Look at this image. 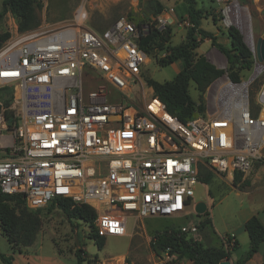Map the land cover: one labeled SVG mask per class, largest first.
Here are the masks:
<instances>
[{
    "label": "built area",
    "instance_id": "2783aa9c",
    "mask_svg": "<svg viewBox=\"0 0 264 264\" xmlns=\"http://www.w3.org/2000/svg\"><path fill=\"white\" fill-rule=\"evenodd\" d=\"M221 4L222 24L244 33L250 74L234 80L225 65L207 88L205 110L186 122L154 94L140 103L123 98L126 79L143 89L148 54L138 42L146 25L122 15L97 30L80 5L67 25L11 35L0 47V191L22 195L30 209L60 198L88 205L106 238L124 236L129 216L181 215L203 169L248 176L264 162V59L248 8ZM86 78L113 90L85 92ZM180 230L193 235L198 226ZM222 241L235 245L229 235Z\"/></svg>",
    "mask_w": 264,
    "mask_h": 264
},
{
    "label": "rangeland",
    "instance_id": "374dc122",
    "mask_svg": "<svg viewBox=\"0 0 264 264\" xmlns=\"http://www.w3.org/2000/svg\"><path fill=\"white\" fill-rule=\"evenodd\" d=\"M36 1L40 2V5L36 7V14L39 21L38 28H41V17L44 9L41 0ZM51 1L54 2L55 0ZM154 1L149 0L148 3ZM237 1L242 6L247 7L250 12L255 38L264 36V0ZM148 3L136 12L129 10L126 6L127 4L124 2H121L117 6H109L107 10L108 13L127 16L137 27H139L137 25L138 23L146 25L145 29L147 31L149 30V33L154 31L155 28H158L160 31H164L167 27L173 29V23L167 22V19L159 16L162 11L154 15L147 8ZM218 3H213L215 9L218 8V10H214L213 12L217 17V22L214 23L209 16L201 20V26L208 31H215L219 27L220 31L217 30L218 41L225 44L224 40L226 39V35L224 31L227 26L223 25L221 19H219L221 17L219 9L222 4L219 3L218 7ZM1 7L2 0H0V10ZM179 20L176 25L180 23L185 29L189 26L184 23L185 19L183 17H180ZM96 26L103 27L102 25ZM180 27L178 26V28ZM46 28H52V26H46ZM16 31H18L16 19L9 13L5 14L0 21V32H9L11 36ZM240 33L244 37V33L241 31ZM183 39V37H179L175 33L174 35L172 34L167 44L175 45ZM212 49L210 41H203L200 43L197 51L209 55ZM166 52L165 43L162 46L156 43L151 51V56H148L149 60L142 70L141 78L143 79V89L142 85L135 79H126L127 92L123 95L124 99L129 98L140 103L143 100V94L145 98L150 99L153 96V91L146 84L147 77L160 82L174 78L180 70L182 62L181 60H176L168 66H159L157 60L163 57ZM216 55L221 59L223 58L220 53ZM249 74L250 71H245L243 76L248 77ZM100 84L105 85V88L108 90H113L112 86L106 84L103 79L91 81L89 78H86L83 89L85 92H88L94 90ZM205 90L207 91V89ZM189 91L191 96L196 99L198 92L194 83L190 84ZM212 92L213 87L209 89V95H212ZM209 106H211L210 102ZM204 200L208 204L207 213L211 214L216 224L219 225V228H223L226 224L227 216L235 220L237 215H245L258 208H263L261 215H264V162L260 163L248 176H241L236 186H233L232 181L229 182L226 177L214 172L208 173V177L202 179L196 185L192 203L181 215L154 216L138 221H135L132 216H129L127 219V230L124 236H107L101 249H98L89 238L91 227L88 223L78 219L68 220L58 207L50 203L37 210L42 225L32 245L24 247L21 244H16L17 250L13 252L5 235L0 231V251L5 254H12L13 264H76L74 257L76 247H80L86 251L83 264H192L188 259L181 258L174 253L169 252L168 255H166L165 251L155 253L149 243L151 237L157 230L165 227H177L182 224L198 223V218L205 212L202 214L195 213L194 206L196 202H205ZM20 204L24 206V203ZM27 208L30 209L29 207ZM200 231L205 233L203 235L207 236L206 242L216 241L217 236H213L209 226L198 228L197 233L193 235L201 234Z\"/></svg>",
    "mask_w": 264,
    "mask_h": 264
},
{
    "label": "trees",
    "instance_id": "16d2710c",
    "mask_svg": "<svg viewBox=\"0 0 264 264\" xmlns=\"http://www.w3.org/2000/svg\"><path fill=\"white\" fill-rule=\"evenodd\" d=\"M184 1L187 4L189 26L186 28L185 37L180 43L175 45L167 44L173 34L171 27H167L164 31L155 28L150 33L149 30L145 34L141 33L138 43L148 56H151V51L156 43L160 46L164 43L166 44V54L157 60L159 66H168L176 60H181L182 67L172 80L160 82L147 77L146 84L152 89L154 96L165 105L166 110L170 114L186 122L205 110V89L224 73V69L217 68L203 54L197 51L199 44L204 39H208L212 46L216 47L225 56L226 71L234 80H238L244 70L251 67L252 57L242 34L235 26L230 25L224 31L229 44L220 43L218 36L214 32L201 27V20L209 16L214 23L217 22V17L213 13L214 9L199 7L197 0ZM38 5H40V2L36 0H2L0 21L5 14L9 13L16 19L19 32L35 29L39 24L36 14ZM147 8L154 15L159 14L163 10L162 5L157 0L148 3ZM137 25L141 27L142 24L138 23ZM217 30L220 31V28L217 27ZM9 37V32H0V47ZM191 83L195 84L198 92L196 99L191 96L189 91ZM210 172L212 171L203 169L199 173V180L206 179ZM240 177L241 175L238 174L234 176L233 186H236ZM20 203H24V206ZM51 204L58 207L68 220L78 219L88 223L91 227L89 238L98 249L103 247L105 237L98 235L96 231L94 226L96 212L92 207L74 203L70 198L56 199ZM37 210L28 209L22 195H7L0 191V231L5 235L13 252L17 250L16 244L28 247L34 243L42 225ZM208 214L205 211L199 217L198 223H195L198 228L204 227L210 222ZM182 225L165 227L155 231L149 243L151 249L155 253L167 250L181 258L188 259L192 264H219L223 260L230 259L231 253L237 250V242L232 248L227 247L226 242L224 243L223 241L220 246H206L193 235L182 232L180 230ZM244 228L249 237V247L232 264H245L258 251L260 244L264 242V225L258 217L255 215L249 217L244 223ZM85 254L86 251L84 249L75 248L74 257L76 264L84 263ZM0 263L13 264V255H7L0 251Z\"/></svg>",
    "mask_w": 264,
    "mask_h": 264
},
{
    "label": "crops",
    "instance_id": "0c3cea01",
    "mask_svg": "<svg viewBox=\"0 0 264 264\" xmlns=\"http://www.w3.org/2000/svg\"><path fill=\"white\" fill-rule=\"evenodd\" d=\"M163 7V10L161 14H159L160 17L167 19V22L173 23V35L176 33L179 35V37H185L186 29L182 27V24H177L179 22L180 17H183L184 23L186 25H189L187 20V4L184 0H157ZM184 1V2H183ZM222 0H200L197 4L199 7H202L204 9H215L213 6V3L219 2L221 3ZM43 4L44 13L41 17L42 19V28L41 29H56L59 27H62L64 25L69 24L73 20V14L76 10V8L80 5H83L88 13V24L97 29V30H103L110 26L115 19L119 17V15H115L113 13H108L107 8L109 6H117L121 2L126 3L127 8L129 10H132L134 12L140 10L143 5H147L149 0H55L52 2L51 0H41ZM218 3V7H219ZM208 18V17H207ZM95 24V25H94ZM96 25H102L103 27H98ZM46 26H52V28H46ZM178 26H181L178 28ZM202 27V26H201ZM214 32L218 36V31H211ZM226 35V34H225ZM224 40L225 44H229V40L227 36ZM203 41H209L208 39H204ZM202 41V42H203ZM200 45V44H199ZM212 50L209 55L201 52L212 64H214L217 68H223L226 65V58L225 56L214 46H212ZM220 53L222 54L223 58H219L216 54ZM182 67V64H181ZM181 69V68H180ZM207 101L208 97L205 95ZM263 163V162H262ZM260 163H257L253 170L259 165ZM229 182L233 181L231 179H228ZM205 201V200H204ZM207 204V201H205ZM208 205V204H207ZM263 208H258L256 210H253L250 213H247L245 215L236 216L235 220L232 217H226L228 218L226 221V224L223 226V228H219L218 224L214 221L211 214H208L210 222L206 225L209 226V229L213 233V236H217V239L215 242H206V235H203L205 233L199 234V235H193L196 239L200 240L204 245L206 246H220L222 243V237L224 235H229L234 238L235 242H237V250L232 252L230 255V261L231 263L235 262L249 247V237L248 234L244 228L245 221L255 215L259 218V220L264 225V215H261ZM204 218V217H202ZM200 218H198L199 220ZM199 232V233H200ZM8 255V254H7ZM14 261V260H13ZM1 264V263H0ZM245 264H264V242L260 244V247L257 252L253 254V256L248 259Z\"/></svg>",
    "mask_w": 264,
    "mask_h": 264
},
{
    "label": "water",
    "instance_id": "95a60500",
    "mask_svg": "<svg viewBox=\"0 0 264 264\" xmlns=\"http://www.w3.org/2000/svg\"><path fill=\"white\" fill-rule=\"evenodd\" d=\"M257 55L259 60L264 59V38L263 37H257ZM207 209V204L203 201H198L195 203L194 206V211L195 213L202 214L206 211ZM219 264H232L231 261L228 260H223L219 262Z\"/></svg>",
    "mask_w": 264,
    "mask_h": 264
},
{
    "label": "bare ground",
    "instance_id": "6f19581e",
    "mask_svg": "<svg viewBox=\"0 0 264 264\" xmlns=\"http://www.w3.org/2000/svg\"><path fill=\"white\" fill-rule=\"evenodd\" d=\"M148 60H149V59L147 58V59H146V62H147Z\"/></svg>",
    "mask_w": 264,
    "mask_h": 264
}]
</instances>
